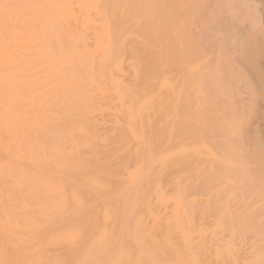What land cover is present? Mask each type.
<instances>
[{
    "label": "rangeland",
    "instance_id": "1",
    "mask_svg": "<svg viewBox=\"0 0 264 264\" xmlns=\"http://www.w3.org/2000/svg\"><path fill=\"white\" fill-rule=\"evenodd\" d=\"M182 7L187 9L185 4ZM133 8L127 15L112 18L117 28L112 35L104 28V9L95 6L92 0H0V264H143L147 255L157 258L155 250H159L158 242L162 239L158 228L168 224L171 210L165 190L166 174L160 178L164 193L157 196L150 189V178L138 180L134 175V161L130 155L142 143L149 149L151 137H156L160 148L162 142L168 145V156L173 163L170 177L181 182L185 187L183 194L189 199L190 210L183 219L189 226L191 250L175 255L177 261L212 255V251L206 249L209 246L207 228L214 222L206 207L207 199L227 185L217 178L209 177L211 182L206 180L208 172L204 169L211 161L207 159L205 147L210 143L212 129H201L198 119L195 120L197 104L191 105L190 114L183 117L178 113L179 119L165 126L160 99L155 134L150 126L153 88L162 90L179 84L197 95L199 80L196 82L187 69L205 68L208 62L206 58L193 61V55L186 54L183 45L175 42L174 32L165 23L148 20L143 8ZM232 14L231 11L220 16L219 29L226 28L228 42L236 36L240 40V35L246 33L243 22ZM203 17L202 21L207 19L209 23L210 16ZM144 19L145 28L141 26ZM202 21L199 25L191 24L200 40L207 39L205 31L211 26ZM261 41L264 44V39ZM240 55L234 49L228 51L230 58L227 59L233 62L230 65L228 61L229 66L234 67L233 71H240L241 76L244 74L243 79H238L240 75L233 80L230 78L232 85L237 83L233 87L230 83V86L235 93L239 90L238 98H242L239 100L234 94L239 103L228 111L233 115V110L241 112L236 113L241 119L236 117L240 124L235 125L241 127V132L246 131L241 134L246 136L243 143L250 157V134L258 126H254L253 114H247L244 108L249 106L246 97L251 92L248 94V91L254 87L253 100L259 103L260 122H264V101H260L262 93L258 80L264 76V48L258 52L257 68ZM256 71L263 73L255 74ZM90 73L93 81L86 78ZM120 84L125 91L133 92L131 104L126 99L125 104L120 102ZM144 91L149 94L143 96ZM179 99H174L176 108ZM240 103L243 106L239 107ZM77 113L82 119L77 120ZM1 125L11 128L15 136H6ZM259 128L263 133L264 126L260 124ZM120 134L125 136L121 144L116 140ZM20 139L24 143L18 147L15 140ZM233 150L240 155V147L235 146ZM94 151L109 155L106 171L97 173L87 165L88 155ZM42 156L43 159H38ZM249 157L246 158L249 160ZM247 159L245 166L251 162L249 167H257V162ZM228 162H232L229 157ZM255 169L256 180L260 175L256 186H264V173ZM95 177L109 180L106 186L109 193H103L100 186L91 182ZM218 177L224 179L222 174ZM77 178L88 185L85 187L89 192L83 191L80 196L90 198L86 205L79 204V208L93 210L96 224H105L108 244L94 240L83 246L85 232L76 228V236H71L66 220L58 219L49 225L64 208L71 207L74 196H78ZM221 192L226 196L228 209L235 208L229 203L231 195ZM134 210H137L135 217L138 219L130 225ZM104 214L108 215L107 219ZM128 227L133 229L132 233L127 232ZM252 229L245 226L242 232L231 233L228 224V246L235 242L246 249L254 236ZM166 242L173 243L169 236ZM234 253L228 250V254ZM187 259L184 261L188 262Z\"/></svg>",
    "mask_w": 264,
    "mask_h": 264
},
{
    "label": "bare ground",
    "instance_id": "2",
    "mask_svg": "<svg viewBox=\"0 0 264 264\" xmlns=\"http://www.w3.org/2000/svg\"><path fill=\"white\" fill-rule=\"evenodd\" d=\"M92 3L95 6L104 9L106 13L104 28L107 34H116L117 28H115V20L112 22L113 17L116 19V16L127 15L134 9L133 7H138V9L143 8L142 10L144 14L146 13V19H155V21H159V23L163 22L172 32H174L175 42L183 45L182 48L186 54L193 55V61L200 58H206L208 62L205 68L199 67L197 69H187V72H190L191 75L196 78V82L199 80V86L196 88V90H198L197 95L194 94V90H189V88L186 87L182 88L179 84L176 86H168V88L162 90H159L157 87L153 88L152 93H154V101L151 102L150 106V113L152 116L150 126L152 125V133L155 134L158 124L157 108L160 106L158 100L160 99L161 104H163L164 107L165 116L163 120L166 124L165 126H170L174 123V120L176 121V119H179L178 113L183 117H185V114L187 113L190 114L191 105L197 104L195 120L198 119L201 129H206V127L210 130L212 129V136L208 138L210 143L209 145L207 144L206 147L204 146L206 148V154H208L207 159L211 161L208 168L204 169L208 172L206 180L211 182V178H217L220 181L227 182L225 189H220L213 194L211 193L210 197L207 199L208 206L206 207L209 208L208 212L214 217V222L210 228H207L209 234L206 236L208 239H205L209 240V246H206V249L211 250L212 255H198L199 257H195V259L185 258L188 262H185L184 258H180V262L177 261L178 259L175 255L185 252L189 253L188 251L191 250V246L189 245L190 235L187 230L189 226H187L188 224H186L183 219L185 214H187V210H190L188 206L189 199L183 194L185 187L181 182L174 181V179L170 177L171 173L169 169L172 168L173 163L170 156H168V145H165V143L162 142L160 148L156 144V137H151V145H149V149L144 143H142L130 153L134 161V175L136 174L138 180L150 178V189H152L158 196L163 195L164 193L160 178L166 174L165 190L168 201L171 204V210L169 212L168 224L158 228L159 236L162 239L158 242L159 250H155V253L158 255L157 258L153 259L151 256L147 255L144 258L143 264H264V186H256L260 181V175L256 180L255 177L257 178L258 174L256 172L257 175L255 176V171L253 170L256 168V171L260 170V173H264V139L262 138L264 137L262 135L264 132L262 133V130L259 128L260 124L264 126V122H260L258 109L261 108L259 107V103H257V100H253L252 94L254 95L255 92L253 90V84L251 85V87H253L252 89L250 87L247 88L252 91H248V94L249 92L251 93L246 97L247 100H249V106L246 103L248 107L247 109L244 108V111L247 110V114H253L254 117L252 118H255L253 121L254 126L255 124L258 126L256 127L257 130H254L253 133L251 132L250 134L249 140L251 143L249 147H252L250 157L248 156L249 150L244 148L243 137L245 135L242 136L241 134L245 130L243 129L244 131L241 132V127L237 126V124H240L237 122V118H239L240 115L238 114L239 116H236L238 110L232 111L234 115L231 111H228V109L230 110V108L234 107V104L239 103V100L242 98H238L239 94L237 93L239 90L235 93L232 88L233 85L237 83H233L232 85L231 79L233 80L237 77L236 75H240V71L237 72L236 69V71H233L234 67L229 66V62L231 61L228 60L230 58L228 57V51L234 49L241 54L252 67L257 65L258 52L264 48V44L261 41L264 39V0H92ZM184 4L187 9L182 7ZM183 10L186 11L184 12ZM231 11L233 12V17H238L240 21L243 22L242 25L245 27L246 33L240 35V40H237L236 36L235 40L233 39L228 42V34H225L227 30L223 24L222 27L224 28L219 29V27H221L220 16L221 14L227 15L228 12L231 13ZM207 15L210 16L209 18H211V22L208 21L209 23H207V19L206 21H203L208 25L211 24V26L208 29L205 27L207 29L205 31L207 39L201 38L203 43H205V46L201 43V40L199 39L200 37L196 36L192 26L198 24L202 21V17H206ZM204 17L203 19H205ZM191 24L193 25L191 26ZM141 26L145 28V19L141 23ZM232 27L235 28L234 26ZM108 41H110L109 36ZM231 52L233 54V51ZM222 56L224 57V60L222 59ZM260 56L259 58L262 59ZM236 62L238 63V61ZM231 64H233V62H231L230 65ZM245 65L247 66V64ZM260 66H262V64ZM257 67L258 65L256 68ZM257 72L259 71H256L255 74H258ZM261 72L263 73V71H260L259 73ZM243 76L240 75V77L237 78L243 79ZM86 78L90 81L94 80L91 73L90 76ZM245 80H247V78ZM258 80L260 82L259 91L262 93V97L259 99L260 101H264V76L259 77ZM241 82L246 83V81L244 82L243 80H241ZM247 82L249 84L250 80ZM230 83L232 87L230 86ZM256 87H258V85H256ZM231 88L234 93H232ZM144 92H142L143 96L149 94L148 91H146L145 94ZM234 94H236V98L239 100L235 98ZM257 94L258 93L255 94V98L258 96ZM118 97L122 104H125V99L129 104L134 100L133 92L130 90L125 91L122 84L118 86ZM175 97L181 98L179 99L180 103H177L178 108L175 107ZM234 100L236 103H234ZM260 104L262 103L260 102ZM241 106L243 105L241 104L239 107ZM255 106L257 107L256 111ZM262 108L264 109V107ZM238 113L241 112L238 111ZM230 114L232 115L229 116ZM76 117L77 120L82 119L81 115L78 113L76 114ZM235 123L237 124L235 125ZM247 123L249 122H246V124ZM249 127L251 129L252 125ZM1 128L2 132L9 138L15 136L11 128L7 125H1ZM200 133L202 136L205 135L204 130H201ZM124 139V134H120L116 137V140L120 142V144ZM23 143L24 141L22 139L18 141L15 140V145L18 147H21ZM235 146L240 147V155H237L234 152L233 148ZM158 148L160 149L159 152ZM198 150L200 151V147ZM40 151L43 152L44 150L40 149ZM203 151H205V149ZM159 153L161 156L158 157ZM221 155L225 157V159ZM29 156L30 155L28 154V157ZM228 157L232 159V162H228ZM246 157H249L253 162L255 161V164L257 162V167H254L253 165L254 168H251V166L249 167L251 162L249 165L245 166L244 161L247 159ZM38 159H43V156ZM108 159L109 155H101L97 151H94L92 154L88 155L87 165L93 167L97 173H100V170L106 171L105 165ZM16 160L18 161L19 159H14V161ZM165 169L168 173L165 172ZM71 170H78V168H72ZM218 174H222L224 179H220ZM74 175H78V173H75ZM262 176L263 175H261V178L263 179L264 176ZM80 181V178H77L75 181L79 185H77L78 196H74L73 202L70 203L71 207L68 206L64 208L59 217L51 220L49 225H52L53 222L58 219L66 220L68 227L67 232L71 236H76V228L79 232H85L86 235H83V246H88L89 243L94 240H100L102 245L108 244L110 240L106 237V230L104 228L105 224H103V226L96 224L95 213L93 210L89 209V211H86L81 209L82 207L79 208V204L86 205V202L90 201L88 196L85 199L80 196L83 191L89 192L87 191L88 188L85 187L88 185L82 184ZM256 181L258 182L256 183ZM91 182L96 186H100L103 193H109L106 189L109 180L95 177ZM262 182H264V180H262ZM221 191H226L231 195L229 203L231 206H235V208L231 207V209H228V201L225 199L226 196H224ZM142 196L141 199H143ZM140 204H142V202H140ZM136 212L137 210L132 212L130 225L135 219H138V217H135ZM117 214L121 215L120 212H117ZM128 214H130V212H128L127 215ZM107 218L108 215L104 214V219ZM185 218H187V216H185ZM228 224L231 233L235 232V230L242 232L245 226L253 227L252 233H254V236L253 239L250 240L251 242L246 249L237 246L235 242L229 243L228 246ZM260 227L262 228L260 229ZM127 232L132 233L133 229L131 230V227H128ZM166 235L172 239L173 243L166 242L168 240V236L164 238ZM199 235L203 234L200 233ZM123 240L124 237L122 236L121 241ZM229 249L235 253L232 255L228 254ZM168 257L173 260H170Z\"/></svg>",
    "mask_w": 264,
    "mask_h": 264
}]
</instances>
